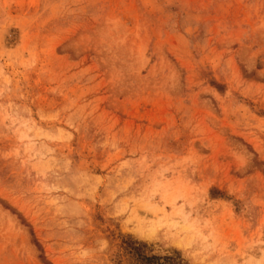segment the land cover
Wrapping results in <instances>:
<instances>
[{"label":"rangeland","instance_id":"obj_1","mask_svg":"<svg viewBox=\"0 0 264 264\" xmlns=\"http://www.w3.org/2000/svg\"><path fill=\"white\" fill-rule=\"evenodd\" d=\"M125 237L264 264V0H0V264Z\"/></svg>","mask_w":264,"mask_h":264},{"label":"trees","instance_id":"obj_2","mask_svg":"<svg viewBox=\"0 0 264 264\" xmlns=\"http://www.w3.org/2000/svg\"><path fill=\"white\" fill-rule=\"evenodd\" d=\"M124 258L126 262L124 263ZM116 264H189L178 250H171L164 256L154 254L151 246L132 237L122 239L121 254Z\"/></svg>","mask_w":264,"mask_h":264}]
</instances>
